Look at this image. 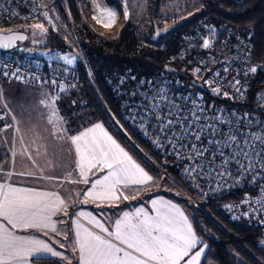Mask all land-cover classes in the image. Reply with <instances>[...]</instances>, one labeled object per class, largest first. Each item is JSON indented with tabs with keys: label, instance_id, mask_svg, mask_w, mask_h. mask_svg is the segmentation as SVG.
Wrapping results in <instances>:
<instances>
[{
	"label": "snow or ice",
	"instance_id": "snow-or-ice-1",
	"mask_svg": "<svg viewBox=\"0 0 264 264\" xmlns=\"http://www.w3.org/2000/svg\"><path fill=\"white\" fill-rule=\"evenodd\" d=\"M101 15H106L109 22H112L116 12L105 9ZM44 17L47 19L48 13H44ZM125 17L127 18V12ZM31 27L34 35L36 29L41 34L47 32V28L41 23H35ZM24 39L26 37L22 34L10 33L7 37H0V41H6L0 42V48L12 47L16 40ZM203 47H210L208 40L203 41ZM60 59L67 64L74 62V58L67 55ZM195 71L199 72L200 69ZM228 71L230 69L225 67L224 72ZM256 72L257 68L251 67L244 75L247 77ZM4 75L8 76L9 73L4 72ZM12 75L21 79L17 73ZM215 75L219 77L220 73ZM51 83L54 87L58 86L55 79ZM215 83L219 84V80ZM227 86L241 97L246 94L245 86L235 77ZM58 91L61 96L68 94L63 85L58 86ZM212 92L232 98L229 92H222L219 86L213 87ZM131 95L142 97L135 106L131 119L138 121L143 134L151 137L157 147L170 149L169 154L183 161V172L193 181L208 179L217 182L218 187H223L224 184L233 181L239 183L241 179L250 177L245 182L256 183L264 192V183H261L264 181V121L256 122L260 129L257 130L249 113L239 115L236 112H214L209 115L199 100L174 96L163 86L151 87L147 92H133ZM59 98L57 95L49 96L44 93L41 103L50 110L49 121L63 132L67 121L58 116ZM199 99L202 100V97ZM70 139L75 146L77 166L84 183H88V174L93 169H107V173L97 178L91 184V190L86 193L93 202L118 201L121 196L127 200L129 197L124 194L125 189L148 185L153 180L99 123ZM5 175L11 176L12 173L7 172ZM243 202L249 201L245 199ZM150 203L154 214H150L144 207L124 212L114 222V230H109L90 217L89 222L102 234L91 231L74 220V251L79 253V264H200L206 246L192 254L201 241L184 211L177 204L162 198H154ZM62 211L67 214L65 202L55 193L15 187L7 182L0 183V218L11 226L9 228L0 223V264H30V258L35 264L43 255L67 259L49 242L38 237L17 235L14 231L35 229L48 235L45 230H49L60 235L53 217ZM259 211H264V205ZM84 215L81 211L80 216ZM60 247L63 248L64 245L61 244Z\"/></svg>",
	"mask_w": 264,
	"mask_h": 264
},
{
	"label": "trees",
	"instance_id": "trees-1",
	"mask_svg": "<svg viewBox=\"0 0 264 264\" xmlns=\"http://www.w3.org/2000/svg\"><path fill=\"white\" fill-rule=\"evenodd\" d=\"M63 1L67 15L60 6L58 15H53L56 22L49 23L41 15L40 20L47 32L40 42L31 39L32 25H8L0 29L2 32L17 30L28 34V40L20 44L25 50L2 53L39 62L38 57L34 58L36 54L30 52L32 48L61 53L72 52L76 47L81 49L84 60L80 58L74 69L65 67L77 81V86L66 88L68 94L61 96L57 87L45 85L60 97L57 105L70 133L96 122L103 123L156 181L172 182L185 194L195 196L197 201L191 208L186 197L173 198L186 208L197 236L207 245L203 264H264V225H257L253 217L232 220L222 208L225 203L241 199L245 190L202 199L180 182L176 171L162 164L144 137L123 118L117 97L119 90L128 92L134 81L151 77L166 66L177 70L171 75L194 78L191 73L194 66L179 59L173 61V58L179 54L190 30L202 20L227 24L237 31H251L252 58L264 59V0H243L242 3L235 0H130L133 16L118 40H109L89 27L84 19L81 0ZM175 24L181 26L157 43L151 41L155 25L163 29ZM42 66L45 69L64 67L57 64ZM263 86L258 78L251 81L247 105L255 106V93ZM207 95L210 96V91ZM8 159L9 155L0 142V164ZM36 263L63 264L50 258H40Z\"/></svg>",
	"mask_w": 264,
	"mask_h": 264
},
{
	"label": "built area",
	"instance_id": "built-area-1",
	"mask_svg": "<svg viewBox=\"0 0 264 264\" xmlns=\"http://www.w3.org/2000/svg\"><path fill=\"white\" fill-rule=\"evenodd\" d=\"M43 2L44 0H0V29L2 30L8 25L30 26L37 23L42 15ZM236 2L242 3L243 0H236ZM11 13H17L18 15L13 16ZM252 39L253 34L249 30L237 31L227 24H216L202 20L190 30V33L182 42L179 54L173 58V61L179 59L185 64L190 63L194 66L191 72L194 78L184 79L163 70L151 77H143L134 81L128 92L123 89L119 90L117 97L120 100V113L123 118L144 137L153 152L161 158L162 164L176 171L182 184L188 186L202 199L235 190H245L241 199L225 203L222 207L223 210L232 220H238L240 217H253L257 225H264V211H259L264 205V192L260 190L256 183L245 182L250 177L241 179L239 183L233 181L224 184L223 187H218L217 182L208 179L193 181L191 177L183 172L182 165L184 162L169 154L170 149L157 147L151 137L143 134L138 121L134 122L131 119L135 106L142 99L140 95L133 97L131 93L147 92L151 87L163 86L170 90V94L174 96L191 97L194 100H199L205 106L209 115L214 112L216 114L236 112L239 115L249 113L250 118L254 121L253 126L257 127L256 122L264 121V99H261L264 97V86L255 93V106L247 105V98L251 81L254 78H258L264 83V59L259 61L252 58ZM204 40L209 41V48L203 47ZM225 67H228L230 71L225 73ZM251 67H256L257 72L246 77L244 72ZM197 68L200 69L199 72L195 71ZM4 72L9 73L6 76L9 79L42 85H52L51 82L55 79L58 81V86L63 85L65 88L70 89L77 86V81L65 67L45 69L38 62L28 59L21 60L10 55H4L0 51V77L4 75ZM217 72L220 73L219 77L215 75ZM12 73H17L21 79H17V76L12 75ZM234 77L239 79L241 84L245 86L244 91L246 94L243 97L227 86L228 82L232 81ZM192 80L201 84L203 89L196 87ZM217 80H219V84L215 83ZM217 86L221 87L222 92H229L232 98L216 95L211 91L210 96L207 95V91L209 93L208 88L212 89ZM200 97H202V100L199 99ZM257 130L260 129L257 127ZM1 132L0 118V134ZM197 183L199 184L198 187L196 186ZM261 183H264V181H261ZM245 199L249 202H243ZM256 201H259V203Z\"/></svg>",
	"mask_w": 264,
	"mask_h": 264
},
{
	"label": "crops",
	"instance_id": "crops-1",
	"mask_svg": "<svg viewBox=\"0 0 264 264\" xmlns=\"http://www.w3.org/2000/svg\"><path fill=\"white\" fill-rule=\"evenodd\" d=\"M18 49L25 50L21 48V45H19ZM30 52L36 54L34 58H39L40 61L38 63L40 65L57 64L70 69H74L77 61L81 58L78 47L71 52H76L78 59H75L70 66L65 65L63 63L64 60L60 59L61 55L67 53H57V51L42 48H32ZM44 93H48L49 96L54 95L52 89L48 86L9 79L4 75L0 77V94H2L0 95V116L2 117L0 142L9 155V159L0 164V183L7 182L15 187L55 193L64 200L66 206L67 214L62 211L53 217V220L57 222L60 235L49 230H45L48 231V235H44L43 231L35 229L14 230L17 235L38 237L49 242L55 250L61 252L67 259L50 255H43L40 258L54 259L63 264H69V262L70 264H79V253L74 251L76 249L74 220H78L83 227L102 234L94 224L89 222L90 217L104 224L109 230H114V222L121 218L124 212H133L138 207H144L150 211V214H154L151 212L150 203L154 198H162L177 204L191 223L190 214L179 203L174 202L172 198L170 199L163 194L157 193L154 185L156 180L153 177V180L148 185L130 186L125 189L124 194L129 197L127 200H124L121 196L118 201L97 200L93 202L90 197H87L86 193L91 190V184L97 178L105 175L107 169L104 171L93 169L88 174V183H84L77 166L78 157L75 153V146L71 143L70 137L78 135L97 123L101 124L109 135L112 137L113 135L101 122H96L81 129L76 134L70 133L65 124V131L61 132L55 123L49 121L50 110L41 103ZM57 108L58 116H62L58 105ZM12 117L16 119L13 120ZM5 125H11V127H5ZM113 139L115 138L113 137ZM117 143L119 142L117 141ZM121 147L123 146L121 145ZM132 159L139 164L133 157ZM140 167L142 166L140 165ZM94 170L96 175H93ZM7 172H11L12 175L6 176L5 173ZM145 172L147 171L145 170ZM83 184L86 185L83 186ZM75 188L79 189V193L75 192L72 195L71 203L68 200L71 190ZM81 211L85 213L84 216H80ZM0 223H4L11 228L2 218H0ZM193 231L195 232L194 228ZM65 235L67 238H65ZM197 238L201 241L198 236ZM61 244L64 245L63 248L60 247ZM204 246H206L205 252L201 256L200 264H203L206 256L207 245L201 241L197 248L193 249L192 253L194 254L196 250ZM30 264H33L32 258H30ZM35 264L37 263L35 262Z\"/></svg>",
	"mask_w": 264,
	"mask_h": 264
},
{
	"label": "rangeland",
	"instance_id": "rangeland-1",
	"mask_svg": "<svg viewBox=\"0 0 264 264\" xmlns=\"http://www.w3.org/2000/svg\"><path fill=\"white\" fill-rule=\"evenodd\" d=\"M59 6L63 8L64 13H66L67 15V9H66V6L63 0H55V2L54 0H44L42 17H44V13H48L47 20L56 22V20L53 18L58 15V12L60 11L59 10L60 8H58ZM81 6H82V12L84 14V19L86 23L89 25V27L93 31L97 32L98 34L102 35L103 37L109 40H118V38L120 37L121 31L123 30L127 22L130 21L133 16V13L131 12L130 0H81ZM105 9L115 10L116 16L112 22H109L106 15H101L102 13H104ZM125 12H127V18L125 17ZM53 15L55 16L53 17ZM94 17H97V18H94ZM43 19H45V17ZM38 23L42 24V19ZM35 33L36 34L35 35L33 34L31 39H33L36 42H40L41 40L44 39L45 33L41 34L39 29H36ZM79 52H80L81 59L84 60V55L81 49H79ZM65 55L69 56L70 58H74V60L78 59L76 52H73V53L69 52L61 56L63 57ZM63 63L67 66L71 65V64H67L65 61ZM208 90L212 92L211 88H208ZM76 133H78V131L75 132V134ZM94 172H93V175H96V172L95 173ZM84 185L86 184H83V186ZM154 185L157 190V193L163 194L167 198H170V199L172 198L173 201L176 203H179V202H177V200L174 199L173 196L174 197H186L190 201V204H189L190 208L192 207V204H196L197 199L195 196L185 194L182 190L175 187L172 184V182L156 181ZM75 192L78 194L79 189L75 188L71 190V195L68 200L71 203H72V195L75 194ZM184 209L186 210V208Z\"/></svg>",
	"mask_w": 264,
	"mask_h": 264
},
{
	"label": "water",
	"instance_id": "water-1",
	"mask_svg": "<svg viewBox=\"0 0 264 264\" xmlns=\"http://www.w3.org/2000/svg\"><path fill=\"white\" fill-rule=\"evenodd\" d=\"M181 26V24H175L173 26H170L168 28H159L157 25L154 26V33L151 37V41L154 43H157L160 38L166 36L167 34H169L170 32H172L173 30L179 28ZM10 33H18V34H22L26 37V39L24 40H16L14 45L12 47L9 48H0V51L3 53H13L14 51H16L19 48V45L22 43H25L28 40V34L24 31H10V32H0V37H7ZM0 42H6V41H0ZM164 71L167 73H177V70L175 68H173L172 66H166L164 68ZM193 84L198 87L203 89V86L201 84H199L196 81H193Z\"/></svg>",
	"mask_w": 264,
	"mask_h": 264
},
{
	"label": "bare ground",
	"instance_id": "bare-ground-1",
	"mask_svg": "<svg viewBox=\"0 0 264 264\" xmlns=\"http://www.w3.org/2000/svg\"><path fill=\"white\" fill-rule=\"evenodd\" d=\"M236 1V0H235Z\"/></svg>",
	"mask_w": 264,
	"mask_h": 264
}]
</instances>
